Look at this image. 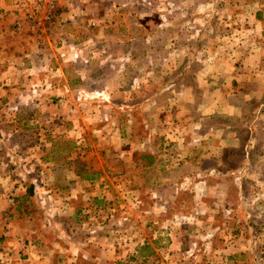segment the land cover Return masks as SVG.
<instances>
[{"label": "rangeland", "instance_id": "1", "mask_svg": "<svg viewBox=\"0 0 264 264\" xmlns=\"http://www.w3.org/2000/svg\"><path fill=\"white\" fill-rule=\"evenodd\" d=\"M32 12L0 0V264H264V0Z\"/></svg>", "mask_w": 264, "mask_h": 264}, {"label": "built area", "instance_id": "2", "mask_svg": "<svg viewBox=\"0 0 264 264\" xmlns=\"http://www.w3.org/2000/svg\"><path fill=\"white\" fill-rule=\"evenodd\" d=\"M31 4L32 14L28 16L34 21L50 20L60 0H27Z\"/></svg>", "mask_w": 264, "mask_h": 264}, {"label": "crops", "instance_id": "3", "mask_svg": "<svg viewBox=\"0 0 264 264\" xmlns=\"http://www.w3.org/2000/svg\"><path fill=\"white\" fill-rule=\"evenodd\" d=\"M1 182L0 183H3L4 180H0ZM0 205L1 206H5L6 205V202L3 200V192L1 191V188H0Z\"/></svg>", "mask_w": 264, "mask_h": 264}]
</instances>
